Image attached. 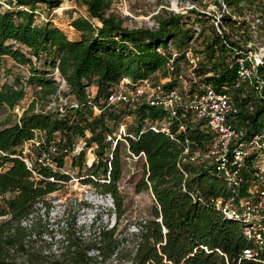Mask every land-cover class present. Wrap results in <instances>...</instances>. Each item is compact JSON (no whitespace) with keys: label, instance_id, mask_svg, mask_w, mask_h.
<instances>
[{"label":"trees","instance_id":"obj_1","mask_svg":"<svg viewBox=\"0 0 264 264\" xmlns=\"http://www.w3.org/2000/svg\"><path fill=\"white\" fill-rule=\"evenodd\" d=\"M74 1L86 6L88 12V18L77 17L71 21V26L80 34L79 40H70L50 22L37 23L36 11L40 5L51 13L60 7L62 0H8L10 8L4 10L0 4V67L5 56L29 67L27 84L36 91L20 122L0 129V151L6 153L5 156L0 153V195H3L0 217H10L0 222V264H264V250H255L253 241L243 233V225L216 206L218 199H229L237 185L213 167L181 161L186 140L206 150L212 141L211 133L202 124L181 133H175L174 128L172 137L143 129L145 118L157 119L164 115L162 110L148 105L136 109L137 127L129 128V134L135 138L125 140L130 152L146 154L149 167L137 185V192L151 190L154 206L149 218L135 224L134 233L127 232L128 238H118V224L126 214L119 191L123 174L122 143L118 141L110 158L106 154L113 143H107L105 138L111 121L119 119L118 111L106 110L93 117V110L86 105L71 115L69 110L63 117L57 111L35 112L36 104L49 103L57 93L58 84L51 76L56 67L69 87L67 95L81 104L86 103L87 88L93 85L98 88L94 103L102 106L101 102L123 78L133 82L146 78L158 81L165 75L171 59L167 54L168 45L176 44L180 53L176 60L182 61L183 51L193 35V24L187 17L165 15L158 18L160 27L156 30L130 29L125 19L109 12L112 0ZM240 1L229 0L233 4ZM262 10L264 15V6ZM220 45V39L212 36L206 50L200 52L203 60H213ZM39 63L42 67L37 66ZM199 75L203 79V63ZM234 76L235 70L230 69L220 78L207 80L220 85ZM23 86L22 80L18 85L2 86L0 117L26 99ZM86 130L92 133L90 142L99 145L96 152L99 160L91 163L93 169L83 182L113 199L115 222L98 231L94 225L84 231L79 230L73 216L72 223L63 226L57 249L53 250L51 243L42 238L47 233L54 239L42 218L37 219L30 231L21 222L36 212L38 204L49 208L46 198L64 187L70 178L36 167L35 171L44 178L55 175L63 183L34 180L32 172L17 157L18 149L24 142L33 140L36 132H42L46 143L38 149L40 155L60 132L67 139L65 146L72 150L74 140L85 136ZM249 185L245 182L238 189L244 194ZM245 250H254L257 255L247 258Z\"/></svg>","mask_w":264,"mask_h":264},{"label":"built area","instance_id":"obj_2","mask_svg":"<svg viewBox=\"0 0 264 264\" xmlns=\"http://www.w3.org/2000/svg\"><path fill=\"white\" fill-rule=\"evenodd\" d=\"M168 1L169 4L162 6L161 9L168 11L169 15L190 19L193 24V35L183 51L184 58L180 62L176 60L180 53L174 44L168 45L167 54L171 59L166 65V76L163 80L154 81L146 78L133 82L129 78H123L101 102L102 106L94 103L98 89L93 85L87 88L86 103L81 104L73 96L67 95L69 87L56 67L51 76L59 88L51 100L57 99L59 107H54L56 101L49 103L44 109H41L37 103L35 112L57 111L64 117L68 115L69 110L75 112L87 105L96 117L106 110L121 107L137 109L148 105L162 110L164 115L157 119L145 118L143 129L166 133L171 137L175 133L187 132L189 128L202 124L201 126L212 135L210 145L206 150H202L186 140L181 161L213 167L229 182L237 185L233 195L227 200L218 199L216 206L227 217L239 221L243 225L244 235L253 241L255 250L262 251L264 250V15L260 11L261 4L258 0H241L236 4L230 3L229 0H214L209 5L194 0ZM0 4L7 9L10 8L9 4L1 1ZM156 15L139 17L138 20L128 15L130 19L126 22V26L130 29L156 30L160 27ZM209 31L211 36L220 39L221 48L216 47V57L213 60H203L202 79L199 75L202 61L196 49ZM158 51L163 52L161 49ZM5 58L9 57L5 56ZM13 63L23 70L25 77L22 82L27 92L32 88L27 84L30 70L15 61ZM230 69L235 70V76L231 81L218 85L207 80L211 77L220 78ZM40 89L39 87L38 90ZM31 103L24 99L13 108L12 112L17 116V122H20ZM259 111L261 113L258 119L253 122ZM132 117L135 121L139 120L135 115ZM37 133L43 134L36 132V135ZM127 137L135 138L134 135L129 134V125L121 122L116 132L108 135V140L114 144L110 158L113 157L118 141L123 139L126 142ZM36 139L37 137L24 142L18 149L17 157L32 172L34 180L44 179L52 183H63L55 175L44 178L37 174L35 168L42 167L59 174L57 156L70 154L72 150L63 145L64 141L59 146L52 139L48 148L38 155L34 148L40 149L45 142ZM126 144L128 146L127 142ZM62 145L64 147H61ZM86 149L88 144L81 143L75 148L74 153L78 155ZM91 150L93 151L94 147H91ZM0 153L6 155L2 151ZM127 159L131 162L143 160L144 173L148 171L145 153L136 155L128 149ZM245 182L250 185L242 194L238 187H242ZM2 199L3 195H0V201ZM42 206L48 219L50 207ZM9 218V215L1 216L0 222ZM38 218V212H33L22 220L21 226L30 231ZM32 237L36 238V235L33 234ZM244 254L247 258H253L257 252L245 250Z\"/></svg>","mask_w":264,"mask_h":264},{"label":"rangeland","instance_id":"obj_3","mask_svg":"<svg viewBox=\"0 0 264 264\" xmlns=\"http://www.w3.org/2000/svg\"><path fill=\"white\" fill-rule=\"evenodd\" d=\"M0 1L4 4H9L8 0ZM194 1H203V3L209 5L214 0ZM258 1L261 4L260 11L262 12L264 0ZM168 4V0H112L111 10L109 12L125 19L126 22L128 19H130L129 17H133L138 20L139 17L156 15L157 13L158 15L155 17L160 18L165 15H169L168 11L164 10L163 8L161 9L162 6H167ZM2 8L3 10L7 9V7L4 5H2ZM36 14L38 24L50 22L56 27L60 28L70 40L80 39V34L71 26V21L77 17L88 18L87 7L77 4L74 0H62L60 7L51 13L46 10L44 5H40L38 11H36ZM93 21L98 25L101 24L98 20ZM205 38H207V40H205ZM211 38L212 36L210 35L209 31L207 34H205L203 40L197 45L196 51L200 55L199 58L201 61L203 60V55L200 52L206 50L207 41L210 42ZM173 44L176 46L175 43ZM33 60L36 61L34 57ZM13 62L14 60L11 57L4 59V64L0 67V88L4 84L18 85L20 80L25 77L23 70L16 67ZM37 66L42 67V64L39 63ZM165 76L166 74L161 75L159 80H163ZM26 93L27 94L25 98L27 102H32L36 97V91L33 88H30ZM54 101L56 102L54 103ZM58 102L59 101L57 99L49 101V103H54V107L57 108L59 107ZM49 103L38 102V106L41 109H44L47 105H49ZM115 110L118 111L116 114H118L119 119L116 121H111L109 125L110 131L105 134L107 143L110 142L108 140V135H112L114 132H116L119 123H127L130 130L136 129L138 123L132 117V115L139 117L136 109L121 107ZM72 113L73 111L70 113V115ZM17 120V116L14 115L12 111L7 110L0 117V129L15 124ZM36 137L37 141H43L46 143V136L44 133H37ZM52 139H54L59 146L60 144H63V141V145L67 144L66 137H64V135H62L60 132L56 133ZM91 139L92 133L89 130H86L85 136L77 137L74 140V147L70 154H61L57 156L58 158L56 162L58 165V173L60 175L68 176L70 181L68 183H64L66 184L63 185L64 187L46 198L48 201L47 203L50 205L48 220L45 216L46 211H44L42 204L37 205L38 209L36 212H38V216L44 220L43 223L49 227V230L52 231V235L54 236V239L51 240L50 237L47 236V233H44L42 238L51 243L53 250L57 249L63 226L72 223L73 216L76 217V224L79 227V230L83 229L84 231H88L94 225L96 228L95 231H98L99 228H103L105 226L111 227L114 225L115 206L113 199L109 195H103L101 191L93 185L85 184L83 182L84 179L88 178V174H90L91 170L93 169V167H91V163H94V161L97 162L99 160L96 154L97 150L99 149V145L95 142H90ZM120 142L122 143L121 153L123 174L122 179L119 182V191L124 200V209L126 210L125 216L119 221L118 224L119 226L117 236L121 240L128 238L127 232L134 233L136 231L134 230L136 223L150 217L152 207L154 206V197L151 190L137 192V185L144 175L142 164L143 160L131 162L130 159H127L128 146L123 139L120 140ZM81 143H87L88 149L77 155L74 153V150L78 145H81ZM63 145L61 147H64ZM113 145L111 146L113 147ZM91 147H94L93 151L91 150ZM112 147L108 148L106 155H110L112 152ZM34 151L36 154H38V148H34ZM60 160H62V163ZM7 197H9V195H7ZM113 264H117V262H114Z\"/></svg>","mask_w":264,"mask_h":264}]
</instances>
